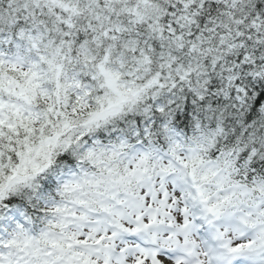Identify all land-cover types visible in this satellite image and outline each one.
Listing matches in <instances>:
<instances>
[{"label":"snow or ice","instance_id":"6c2138e0","mask_svg":"<svg viewBox=\"0 0 264 264\" xmlns=\"http://www.w3.org/2000/svg\"><path fill=\"white\" fill-rule=\"evenodd\" d=\"M0 264H264V0H0Z\"/></svg>","mask_w":264,"mask_h":264}]
</instances>
